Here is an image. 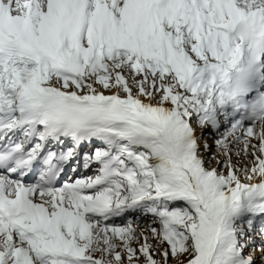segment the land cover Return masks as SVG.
I'll return each instance as SVG.
<instances>
[{"label":"snow or ice","instance_id":"snow-or-ice-1","mask_svg":"<svg viewBox=\"0 0 264 264\" xmlns=\"http://www.w3.org/2000/svg\"><path fill=\"white\" fill-rule=\"evenodd\" d=\"M0 264H264V0H0Z\"/></svg>","mask_w":264,"mask_h":264},{"label":"rangeland","instance_id":"rangeland-1","mask_svg":"<svg viewBox=\"0 0 264 264\" xmlns=\"http://www.w3.org/2000/svg\"><path fill=\"white\" fill-rule=\"evenodd\" d=\"M197 131L199 134L200 130L198 129ZM206 138L209 140V143L213 144V151H216L214 140L212 139V137L207 136V134H206ZM67 146L71 147V144H68ZM53 150H56V146H53ZM233 162L239 164L240 166L247 164L249 167H251L250 159L248 157H244V156L237 157L235 154H233ZM212 166H214V167L216 166L215 161L213 162ZM65 172H66V174H67V172H69V174H68L69 177L67 179H74L76 175H79L81 173L84 175L91 174L90 171H86L83 169H80V172H78V173H73L68 167H66ZM66 177H67V175L63 176V179H66ZM133 219H135L136 222L139 224V227L141 230L146 231L148 229V226L150 224V218H148V217H133ZM123 222L124 221L117 220V223H123ZM255 239H256L257 244L261 243V238L259 236H257ZM153 243H155V241H153ZM250 250L251 249H249V251ZM257 256H258V253H257Z\"/></svg>","mask_w":264,"mask_h":264},{"label":"bare ground","instance_id":"bare-ground-1","mask_svg":"<svg viewBox=\"0 0 264 264\" xmlns=\"http://www.w3.org/2000/svg\"><path fill=\"white\" fill-rule=\"evenodd\" d=\"M68 174H69V172H67V174H66V175H67L66 179L69 177ZM64 176H65V175H64Z\"/></svg>","mask_w":264,"mask_h":264}]
</instances>
